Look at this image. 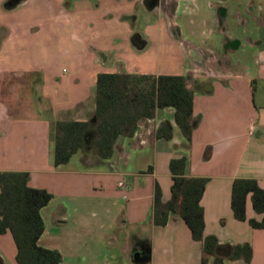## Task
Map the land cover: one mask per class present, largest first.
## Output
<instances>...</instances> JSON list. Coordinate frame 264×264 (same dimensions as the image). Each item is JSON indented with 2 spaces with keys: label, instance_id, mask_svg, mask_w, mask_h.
<instances>
[{
  "label": "crops",
  "instance_id": "obj_1",
  "mask_svg": "<svg viewBox=\"0 0 264 264\" xmlns=\"http://www.w3.org/2000/svg\"><path fill=\"white\" fill-rule=\"evenodd\" d=\"M152 50L156 69L121 67ZM99 72L186 76L191 139L166 106L111 158L88 146L56 165L57 121L93 118ZM165 120L171 138L157 137ZM179 157L186 175L208 178L205 234L253 247L250 262L225 264H264V228L249 222L264 212L250 194L246 220L231 206L236 178L264 188V0H0V170L28 171L53 194L39 244L60 264H201L202 242L178 213L154 222L155 187L171 198ZM16 254L12 233L0 234V264H19Z\"/></svg>",
  "mask_w": 264,
  "mask_h": 264
},
{
  "label": "trees",
  "instance_id": "obj_2",
  "mask_svg": "<svg viewBox=\"0 0 264 264\" xmlns=\"http://www.w3.org/2000/svg\"><path fill=\"white\" fill-rule=\"evenodd\" d=\"M193 105L194 91L184 75L99 72L93 118L57 121L55 164L69 161L80 148L88 146L96 148L102 157L111 158L117 141L132 135L141 118H152L158 108L166 106L175 108L177 124L191 139ZM172 135L171 122L163 121L158 126L157 137L171 138ZM186 163V157L170 161L173 184L171 198L167 202L162 201L161 188L155 187V224L165 225L170 213H178L189 226L192 237L202 242L201 264H225L226 259L250 262L253 247L249 242L222 244L215 235L205 234L201 199L208 178L186 175ZM29 175L28 171L0 170V234L12 233L19 264H60L63 256L59 250L39 244L45 229L41 209L53 194L45 188L30 186ZM249 194L254 210L263 213L264 188L258 179L236 178L232 186L231 206L239 220L247 219ZM249 222L253 227L264 228V219L250 218Z\"/></svg>",
  "mask_w": 264,
  "mask_h": 264
},
{
  "label": "rangeland",
  "instance_id": "obj_3",
  "mask_svg": "<svg viewBox=\"0 0 264 264\" xmlns=\"http://www.w3.org/2000/svg\"><path fill=\"white\" fill-rule=\"evenodd\" d=\"M154 50L147 51L141 57L134 56V57H127V63L121 64L122 68L126 70H133V71H145V70H154L156 69L157 63L154 62ZM106 65V64H105ZM111 69L118 67V64H112Z\"/></svg>",
  "mask_w": 264,
  "mask_h": 264
}]
</instances>
